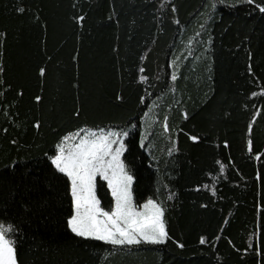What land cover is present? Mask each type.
<instances>
[{
	"label": "trees",
	"instance_id": "obj_1",
	"mask_svg": "<svg viewBox=\"0 0 264 264\" xmlns=\"http://www.w3.org/2000/svg\"><path fill=\"white\" fill-rule=\"evenodd\" d=\"M0 33V222L15 226L18 264H264V13L236 0H0ZM85 124L129 130L133 196L162 202L166 243L67 228L69 184L45 154ZM96 193L108 210L100 177Z\"/></svg>",
	"mask_w": 264,
	"mask_h": 264
},
{
	"label": "snow or ice",
	"instance_id": "obj_2",
	"mask_svg": "<svg viewBox=\"0 0 264 264\" xmlns=\"http://www.w3.org/2000/svg\"><path fill=\"white\" fill-rule=\"evenodd\" d=\"M224 3V0H219ZM236 4L253 5L260 13H264V0H236ZM215 2L211 5L214 9ZM235 6V5H233ZM18 12L24 9L17 8ZM175 11V7L172 9ZM75 19L82 22L84 17L78 16ZM179 23V21H176ZM203 27V25H201ZM0 33V36H3ZM211 39V38H210ZM251 58V53H249ZM139 71L143 73L144 68ZM248 71L252 72L251 64ZM4 72L0 66V74ZM41 76L45 74V68L39 69ZM172 80L176 79L173 73ZM141 82H147L148 77L140 75ZM5 81L0 78V89L4 88ZM22 95V93H21ZM252 96H257V92H252ZM259 95L264 96V87ZM40 95L35 96L37 102L41 101ZM117 100H123L121 95L116 96ZM144 103L145 98H140ZM73 115L78 119L81 115V108L76 107ZM147 115V113H145ZM187 118V113H184ZM41 122L37 120L34 127L39 129ZM164 128L168 130L167 117H165ZM249 133L252 131V124L248 125ZM129 135L127 130L117 131L114 127H89L85 124L77 127L74 131H69L61 136L54 145L53 154L47 158L56 171L66 176L70 194L71 213L67 216L66 224L76 237L85 239H95L107 242L113 246H132L145 244L166 243L169 233L166 229L165 207L162 202H158L152 197H148L142 204H137L132 191L134 177L129 173L127 165L121 158L126 150L125 137ZM196 142L200 137L191 135L189 137ZM144 139L141 137V146ZM15 143V141H13ZM227 146V141L224 142ZM248 151H252V140H247ZM260 159L259 154L256 157ZM219 171H225V165L220 161ZM100 177L107 182V187L111 191L113 200L108 210L101 207V202L96 195V179ZM260 173H257V179ZM207 187V185H205ZM213 195L216 193L215 187L211 189ZM15 226L11 223L0 222V264H18L17 242L13 238ZM206 237H200V243H206ZM178 246L183 248V244ZM253 245L249 244L245 249L247 253ZM258 256L262 255L260 247H255Z\"/></svg>",
	"mask_w": 264,
	"mask_h": 264
},
{
	"label": "rangeland",
	"instance_id": "obj_3",
	"mask_svg": "<svg viewBox=\"0 0 264 264\" xmlns=\"http://www.w3.org/2000/svg\"><path fill=\"white\" fill-rule=\"evenodd\" d=\"M89 127H92V126H89ZM117 131H120V130H127L126 128H116V127H114ZM128 132H129V130H127ZM124 142H125V145H126V137H125V140H124ZM126 151V150H125ZM125 153V152H124ZM124 153H123V155H124ZM123 155H122V159H123ZM133 186V185H132ZM96 195H97V193H96ZM97 198H98V195H97ZM99 199V198H98ZM101 207H102V205H101Z\"/></svg>",
	"mask_w": 264,
	"mask_h": 264
},
{
	"label": "crops",
	"instance_id": "obj_4",
	"mask_svg": "<svg viewBox=\"0 0 264 264\" xmlns=\"http://www.w3.org/2000/svg\"><path fill=\"white\" fill-rule=\"evenodd\" d=\"M99 177H97V179H98ZM97 179H96V183H97Z\"/></svg>",
	"mask_w": 264,
	"mask_h": 264
}]
</instances>
